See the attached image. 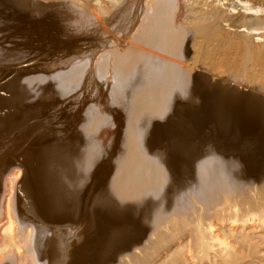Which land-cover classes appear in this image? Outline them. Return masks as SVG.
Instances as JSON below:
<instances>
[{
	"label": "bare ground",
	"instance_id": "obj_1",
	"mask_svg": "<svg viewBox=\"0 0 264 264\" xmlns=\"http://www.w3.org/2000/svg\"><path fill=\"white\" fill-rule=\"evenodd\" d=\"M97 2L0 0V264H264V85L201 58L264 0Z\"/></svg>",
	"mask_w": 264,
	"mask_h": 264
},
{
	"label": "rangeland",
	"instance_id": "obj_2",
	"mask_svg": "<svg viewBox=\"0 0 264 264\" xmlns=\"http://www.w3.org/2000/svg\"><path fill=\"white\" fill-rule=\"evenodd\" d=\"M90 1H92V0H90ZM98 1V2H97ZM99 1H101L100 3L101 4H99L98 5V7H97V4L99 3ZM96 4L94 5V6H91V7H93L92 9H91V7H90V9H89V7H88V9L90 10V11H93V9L94 10H96L95 8L97 7L98 8V10H96V12H98V11H101V10H105V9H102V8H104L103 7V4H108L107 2H105V0H96ZM108 2H109V0H108ZM105 4V5H106ZM96 6V7H95ZM54 8H56V7H53V9ZM105 8H106V6H105ZM94 12V11H93ZM96 12H94V13H96ZM2 14V13H1ZM4 14V15H3ZM2 15H0V23H3L4 25H1L0 24V26H2V28H0V35H1V33H2V35H3V33L5 34V32H7V34L9 33L8 31H10V33H9V35H7L8 37H9V39L8 40H10L11 39V41H14V39L15 40H18V39H21V34L19 33V31H18V28H16V26H17V17L15 16H12V15H10V14H6V13H3ZM8 15H9V17H8ZM3 16V17H2ZM7 16V17H6ZM10 16H12L13 17V19H12V17L10 18ZM2 18H3V20H2ZM9 18V19H8ZM15 18V19H14ZM6 19V20H5ZM1 20H2V22H1ZM10 20L12 21V25H11V23H9V25H8V27H7V25H5V23L6 22H10ZM4 21H6V22H4ZM13 22H15V24L13 23ZM6 24H8V23H6ZM4 27V28H3ZM15 28V29H14ZM6 31H5V30ZM14 29V30H13ZM4 30V31H3ZM8 30V31H7ZM220 31V32H219ZM241 32H239V33H237V32H234L231 28H229V27H227V26H223V27H221L219 30H217V35H218V38H216V39H214V40H210V42L208 43L207 41H206V43L207 44H204V46L206 45V47H207V49H208V54L206 55V56H208V58L205 56V58H204V56L203 57H201L202 59H204V61L205 62H207L206 64H207V66H208V68L210 67L211 69L210 70H212L213 72L214 71H218V72H220V74L221 73H224V74H226L227 76H233V77H235V74H237L238 73V75H240V77H241V79H238V81L237 82H240L242 85H248V84H252V85H257L258 87H259V84H262V85H264V78H263V75H264V71H263V69H264V29H262V30H259V31H254V32H247V30H240ZM261 31V32H260ZM18 32V35L16 36V33ZM12 34L13 35H15V36H12ZM20 34V35H19ZM262 35V36H261ZM10 36H12V38L10 37ZM15 37V38H14ZM17 37H20V38H17ZM74 37H76L75 39H77V40H79V39H82L83 38V36L81 37V35H78V37H79V39H78V37L77 36H73L72 38H74ZM17 38V39H16ZM212 41V42H211ZM215 43V44H214ZM93 45V44H92ZM218 45V46H217ZM261 45V46H260ZM220 46V47H219ZM222 47V48H221ZM262 47H263V49H262ZM262 50H261V49ZM83 49H85V47H83V46H81L77 51H75V52H73V53H71L69 56L68 55H66L65 53V56H63L62 54H63V51L61 52V51H58L56 54H57V57H55L56 56V54L54 55H49V53L47 52L48 51V49L46 48V50H45V54L47 55V57H46V55H44V54H42V55H40L41 53H39L38 54V56L41 58V56L43 57V55H44V58L42 59V61H43V63L42 64H40L42 61H41V59L39 58V57H37L36 58V62L35 61H31V62H28V63H25V64H22V65H20L19 67H18V69L20 70H22V69H33V70H37V69H39V70H43V71H45V72H48L50 69H52V67H51V65L53 66V64H56L57 62H61V61H63V60H67V59H69V57H71L72 59H74L75 57V59L76 60H80L81 59V56L82 57H85V56H83V55H81L82 53L81 52H84V50ZM218 49V50H217ZM222 49V50H221ZM253 49V50H252ZM27 52H28V50L27 49H25ZM259 51V52H258ZM30 52V51H29ZM60 52V53H59ZM245 52H247V53H249V55L251 56V55H255V56H251V58L248 60V61H246V62H243L242 61V56H243V54L245 53ZM253 52V53H252ZM261 52V53H260ZM48 53V54H47ZM77 53V54H76ZM223 53V54H222ZM259 53V54H258ZM257 54H258V56H257ZM34 55H36V54H33V57H36V56H34ZM55 57L56 59H55V62L56 63H54V62H52V60L54 59L53 57L51 58V59H49L50 57ZM58 55H61V57L63 58V59H61V60H59L61 57L59 56L58 57ZM80 56V58H79V56ZM31 56V55H30ZM210 56V57H209ZM225 56V57H224ZM32 57V58H33ZM68 57V58H67ZM74 57V58H73ZM213 57V58H212ZM254 57H256V58H254ZM39 58V59H38ZM78 58V59H77ZM224 58V59H223ZM47 59H49L48 61L50 62H48V61H46ZM83 59V58H82ZM58 60V61H57ZM222 60V61H221ZM37 61H39V62H37ZM54 61V60H53ZM219 61V62H218ZM226 61V62H225ZM260 61V62H259ZM45 62V63H44ZM224 62V63H223ZM255 62V63H254ZM59 63H57V64H59ZM222 65H221V64ZM261 63V64H260ZM263 63V64H262ZM212 64V65H211ZM227 64V65H226ZM260 64V65H259ZM219 65V66H218ZM225 65V66H224ZM224 66V67H223ZM227 66V67H226ZM49 67H51V68H49ZM222 67V68H221ZM262 67V68H261ZM46 69H48V70H46ZM215 69V70H214ZM228 69V70H227ZM211 71V72H212ZM225 71H226V73H225ZM227 71H229V72H227ZM256 71V72H255ZM217 72V73H218ZM215 73V72H214ZM228 73H230V74H228ZM259 74V75H258ZM223 75V74H222ZM261 75V76H260ZM230 77V78H231ZM259 79V80H258ZM262 79V80H261ZM261 81H263L262 83H260ZM262 85H260V87H262ZM2 135L3 136H5L6 135V133L5 132H3L2 133ZM73 235H70V236H68V237H72Z\"/></svg>",
	"mask_w": 264,
	"mask_h": 264
}]
</instances>
